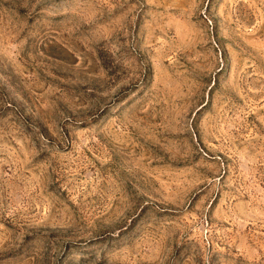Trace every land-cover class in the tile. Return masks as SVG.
Wrapping results in <instances>:
<instances>
[{
	"label": "rangeland",
	"instance_id": "rangeland-1",
	"mask_svg": "<svg viewBox=\"0 0 264 264\" xmlns=\"http://www.w3.org/2000/svg\"><path fill=\"white\" fill-rule=\"evenodd\" d=\"M0 264H264V0H0Z\"/></svg>",
	"mask_w": 264,
	"mask_h": 264
}]
</instances>
